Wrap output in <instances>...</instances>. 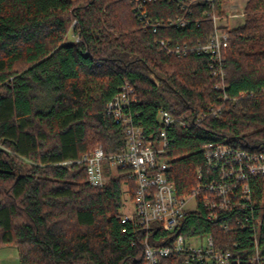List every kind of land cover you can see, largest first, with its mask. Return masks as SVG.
Segmentation results:
<instances>
[{"label": "trees", "instance_id": "trees-1", "mask_svg": "<svg viewBox=\"0 0 264 264\" xmlns=\"http://www.w3.org/2000/svg\"><path fill=\"white\" fill-rule=\"evenodd\" d=\"M223 1L191 5L185 27L169 26L184 15L176 3L146 2L147 17L164 23L152 32L141 29L129 0H0V248L16 247L18 264H143L142 230L121 223L122 187L132 195V182L90 186L76 162L96 148H122L124 130L105 106L124 83L135 90L133 120L146 132L156 131L159 110L189 125L169 132L168 175L179 196L197 185L198 168L205 176L204 144L264 150V0H247L243 19L220 27L228 100L213 88L209 57L193 49L209 42ZM160 40L186 51L167 54ZM239 92L249 95L232 101ZM250 185L251 214L264 220V179ZM231 216L188 214L179 234H210L245 264L253 231ZM258 249L264 257V224Z\"/></svg>", "mask_w": 264, "mask_h": 264}, {"label": "built area", "instance_id": "built-area-1", "mask_svg": "<svg viewBox=\"0 0 264 264\" xmlns=\"http://www.w3.org/2000/svg\"><path fill=\"white\" fill-rule=\"evenodd\" d=\"M140 21L142 30L155 32L164 23L152 22L143 12L146 2L169 1L176 3L184 15L170 22V27H185L190 21L185 17L191 5L212 0H129ZM243 11L233 12L228 19H241ZM214 32L205 45L195 46L198 54L210 59L208 69L215 79L213 88L221 92V99L228 100L224 83V55L228 35L217 25L218 17L211 15ZM197 25V23H196ZM167 54H184L186 47H171L168 42L159 41ZM264 91V89H262ZM249 95L239 92L232 101ZM251 95V94H250ZM137 102L132 86L124 83L119 91L107 102L106 114L124 130L123 146L114 154H106L96 148L84 154L76 162L81 164L90 186L103 187L111 178H122L132 182L125 184L132 203L127 213H122L121 223L138 227L144 236L143 264H159V258L179 257L181 264H244V261L230 250L219 249L208 235H192L189 238L179 234L182 219L192 213L203 212L207 219L216 221L221 215H232L230 223L240 230L253 231L254 251L245 264H264V257L258 249V237L263 218L254 220L250 180L264 179V150H243L222 142H209L202 147L203 170H196L197 185L187 194L179 196L169 178V132L174 124L181 128L189 125L174 118L169 112L159 110L156 116L157 129L146 132L141 123H135L131 112ZM216 109L215 113H219ZM240 212V213H239ZM243 217H237L236 214ZM254 223V224H253ZM229 222L222 225L229 230ZM163 233V234H160ZM154 240V241H152Z\"/></svg>", "mask_w": 264, "mask_h": 264}, {"label": "rangeland", "instance_id": "rangeland-1", "mask_svg": "<svg viewBox=\"0 0 264 264\" xmlns=\"http://www.w3.org/2000/svg\"><path fill=\"white\" fill-rule=\"evenodd\" d=\"M247 0H226L221 3V12L223 13L222 18L218 17L217 25L219 27L232 28L236 25L240 20L243 19H228L226 22V17L232 14L233 12L243 11L244 12V4ZM122 204L123 207L121 209L122 213H127L129 209L132 207V203L129 199L128 193L126 191V187H122ZM0 264H18V256L17 250L14 246H4L0 248Z\"/></svg>", "mask_w": 264, "mask_h": 264}]
</instances>
